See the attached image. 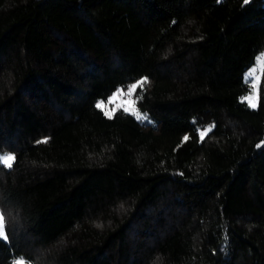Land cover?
I'll use <instances>...</instances> for the list:
<instances>
[{"label": "trees", "instance_id": "obj_1", "mask_svg": "<svg viewBox=\"0 0 264 264\" xmlns=\"http://www.w3.org/2000/svg\"><path fill=\"white\" fill-rule=\"evenodd\" d=\"M259 52L264 0H0V264H264Z\"/></svg>", "mask_w": 264, "mask_h": 264}, {"label": "snow or ice", "instance_id": "obj_2", "mask_svg": "<svg viewBox=\"0 0 264 264\" xmlns=\"http://www.w3.org/2000/svg\"><path fill=\"white\" fill-rule=\"evenodd\" d=\"M249 0H244V4H248ZM260 72V75L257 74V72ZM264 76V53L261 54L260 57L257 58V65L256 67H253L245 74V80L250 84L251 93L247 97H242V101L246 100L248 103V106L251 108L257 107V100L259 96V84L261 77ZM148 83L147 77H142L141 79L135 81L134 83H131L127 87V91L124 92L123 89L118 88L116 92H114L108 100V104H113L114 101L117 100L118 97H124L126 96L127 99L123 100L122 103H116L115 106H113L110 110L108 109L107 105L103 101L97 102L95 105L98 109L103 111L104 115L111 119L113 115L116 113V111L120 108H123V111L125 113L133 114L136 116L138 120L140 119H147V114H141L139 110L135 107L137 100L140 97H137L136 99H133V95L136 92L137 88L143 89L144 85ZM210 131V129H204L203 131H200V139L203 140L204 137L207 135V133ZM188 136L185 135L183 139L186 141L188 140ZM48 138H44L40 141H37V143H47ZM264 143V142H262ZM261 144H257V148H260ZM16 160L15 154L10 152H4L0 153V165H3L4 167L11 168ZM0 239H3L7 241V231H6V218L3 214H0ZM12 264H27V261L21 257L18 259L13 260Z\"/></svg>", "mask_w": 264, "mask_h": 264}, {"label": "rangeland", "instance_id": "obj_3", "mask_svg": "<svg viewBox=\"0 0 264 264\" xmlns=\"http://www.w3.org/2000/svg\"><path fill=\"white\" fill-rule=\"evenodd\" d=\"M262 53H263V52H259V53L255 56L254 62H253V63H252V64H251V65H250V66H249L244 72H243V79H244V80H245V74H246L250 69H252L253 67H256V65H257V58L260 57ZM257 74L260 75L259 70H258ZM248 84H249V83H248ZM114 92H116V90H113V91H112V92L106 97V100L103 101V102L107 105V107H108L109 110H110V108H112L113 106H115L116 103H122L123 100H126V99H127L126 96H124V97H118L117 100L113 102V104H108L109 97H110ZM250 93H251V89H250V84H249V90L247 91L246 94L243 95V97H247L248 95H250ZM244 101L247 103L246 100H244ZM98 102H99V101H98ZM247 104H248V103H247ZM121 109H123V108H121ZM141 114L143 115V113H141ZM132 115H133V114H132ZM133 116L136 117L135 115H133ZM1 153H4V152H1ZM27 264H30V263L27 262Z\"/></svg>", "mask_w": 264, "mask_h": 264}]
</instances>
